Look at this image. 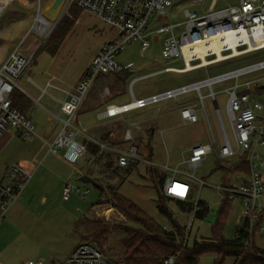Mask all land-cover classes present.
Wrapping results in <instances>:
<instances>
[{
	"label": "rangeland",
	"instance_id": "374dc122",
	"mask_svg": "<svg viewBox=\"0 0 264 264\" xmlns=\"http://www.w3.org/2000/svg\"><path fill=\"white\" fill-rule=\"evenodd\" d=\"M175 1L181 3L182 9L188 7L196 9L199 12H201L202 8H210L214 3V0H204L196 4L183 2V0ZM236 2L237 0H217L215 8L218 9ZM51 3L52 0H43V4L46 7L45 10L49 8ZM37 4L38 0H10L0 15V64L8 56L10 48L12 49L21 43L20 49L23 53L34 54L33 62L28 66L23 77L29 76L38 86L45 87L48 82L56 86L47 87V91L44 93L41 89H38V86H35L37 89L35 96L40 97L35 101L33 112L36 134L40 130V124H36L37 120H42V127H44V123H47L46 127L49 130L51 129L45 119L49 116L50 112L44 107V104L48 101L53 103L52 100H49V95L52 94L57 98L61 97L63 93L56 89L58 86L65 90H73L80 76L90 65L95 52H98L97 50L108 39L109 31H115L114 28L96 15L80 8L74 14L73 8L66 13H63L61 9L62 13L60 12L58 20L52 23L54 26L50 34L41 35L33 30L28 33L31 27H33ZM67 17H73L74 22L57 52L52 54L48 50H42L57 35L59 27H63V21ZM166 19L182 21V13L180 10L172 12ZM161 39L151 37V45L143 54L141 53L140 42L135 41L118 56V60L122 64H131L130 68L134 71L123 84V89L119 93L114 92L111 96V98L117 97L115 101L118 104L131 101L132 92H135L137 96L140 93L147 94L155 90L193 82L210 74L236 69L264 59V49H260L188 72L165 71L166 67H181L183 62L181 59L168 60L162 56ZM158 70L162 71L157 72ZM151 71H155L156 73L134 80L136 76ZM106 76L108 81L117 80L116 76L111 74H106ZM23 77L19 81L24 85L22 81ZM259 77H264V69L249 73L240 80L245 81ZM262 82L264 83V80ZM231 83L230 81L219 82L214 86L225 121H228V119L225 105L226 93L223 89ZM91 89L87 91L86 98ZM253 90L254 95L257 97L261 88L254 87ZM207 92L208 89L204 88L203 93L206 94ZM194 93L196 92H190L175 100L165 101L163 105H158L153 109L147 107L144 109L140 108L139 110L136 109L137 111L133 110L134 112H128L129 114L124 113V118L116 119L115 123H113L115 130L113 135L108 136L107 142L115 143V147L119 148V150L126 149L131 143L137 144L142 156L138 167L131 172H125V168L117 167L115 173L118 176L115 177H110V175L102 172L104 171L102 164L96 156L88 152L77 163H72L65 159L63 148L57 152H48L46 148H41L44 142L37 135L33 139L17 138L15 142L10 144L4 150L2 156L5 157L6 155V160L11 164L21 161L19 157L24 152L25 147L36 145V148H40V151L33 158L36 164L30 179L33 185L32 190L35 193L28 197L24 195V199L20 200L17 216H21L23 220L21 225L18 226V231L11 232L14 229H10L5 235L4 242L0 243L1 252L4 254L1 259L8 264H23L29 260H42L46 264L54 260L56 264H62L67 254L74 249L77 242L81 241V236L87 240L92 239V236L90 237L86 234H89L93 230V226L91 223H88L89 221L83 223L84 218L87 217V219L93 221L98 219L105 225L109 224L110 226L136 224L110 203L96 204L100 194L99 189L92 181L85 182L80 179L88 171L91 172L90 176L93 179L100 182L106 188L103 195L105 199L109 197L107 184L117 187L122 178H124L119 186V191L136 202L159 223L166 226L170 224L169 219L157 209L156 174L162 173L164 177L175 176L176 178L188 180L192 185L190 200L195 201L200 199L206 201L210 207L208 217L198 219L194 216L193 210H182L175 202H171L169 208L177 219L187 227L190 243L194 239L201 240L211 237L218 210L224 200L214 185L230 180L237 182L241 177L246 175L239 172L240 170L232 171L233 164L241 160V158L237 157L228 161H221L214 153H210L204 159L202 165L195 171L190 169L187 163L184 162V159L189 155L190 148L194 144L211 141V129L202 110H200V120L196 123L183 124L179 116L177 117V111L184 102L192 100L195 104L197 103V100H195L196 94ZM84 102L85 97L80 107H83ZM205 106L212 129L218 133L217 114L211 97L205 99ZM161 112L162 114L166 115L168 113L170 115L166 116V122L160 123V128L163 131L161 132L159 129H156L153 134L154 120L150 116L160 114ZM63 116L65 115L63 114ZM76 117L74 121H76ZM131 119L139 121L138 123L141 124L142 129L134 131L133 140H127L126 138L124 139L125 126L129 121L131 122ZM58 122L59 126H62V120L58 119ZM152 149L153 152H150ZM150 153L153 165H151V168L155 167V170H150V164L145 161V158ZM260 153L264 154V147L260 149ZM4 160L3 158L0 159V170L1 162ZM49 164L53 166L52 171L55 172L47 169ZM39 165V170H37ZM113 166H116L115 154ZM228 169H231L230 175L228 174ZM261 172L264 174V168L261 169ZM191 174L207 181V184L201 187L199 180L192 177ZM227 174L229 176H226ZM66 182L89 189V192L85 197L74 191L68 193L65 188ZM261 198L264 202V193ZM231 201V207L222 230L223 236L228 239L235 237V232L242 225L244 219L241 199L236 197ZM123 236V230H112L109 234L108 242L105 248H103L116 261L120 260L122 253L121 239ZM252 241L255 245L264 248V233H254ZM214 257L215 255L212 253H204L201 255L198 264H213ZM234 260L235 257H226L223 264H232Z\"/></svg>",
	"mask_w": 264,
	"mask_h": 264
},
{
	"label": "built area",
	"instance_id": "2783aa9c",
	"mask_svg": "<svg viewBox=\"0 0 264 264\" xmlns=\"http://www.w3.org/2000/svg\"><path fill=\"white\" fill-rule=\"evenodd\" d=\"M10 0H0V15ZM204 0H183L196 4ZM210 8H202L201 12L188 7L181 8V3L175 0H66L63 13L78 7L88 11L115 29L116 35L105 43L93 56L90 65L81 76L77 87L67 91L66 97L60 100L62 127L58 136L49 142L48 150L57 152L63 148L64 157L72 163H77L87 151L86 139L98 143L101 149H109L118 153V165L126 167L131 161L141 159L137 144L131 143L126 149L119 150L88 136L87 128L82 123L74 121L83 99L98 75L120 72L131 67L122 64L118 56L133 42H140L143 54L151 45V37L161 39V54L165 59H181L183 65L166 67L165 71L188 72L200 67L220 63L256 50L264 49V0H237L215 8V2ZM43 0H38L37 12L34 17L32 30L37 34L48 35L53 30L52 23L45 16ZM64 8V9H63ZM180 10L182 21L166 19L170 13ZM62 13V11H61ZM45 21H48L46 24ZM230 34L237 38L227 41ZM217 42L219 50L206 47L204 57L195 52L197 47ZM21 43L13 47L6 59L0 64V137L13 129L22 138L31 139L36 134L33 119L21 109L13 105L11 94L15 87L20 88L19 79L33 62L34 54H25L20 49ZM264 69V59L248 65L230 69L217 74H210L193 82L169 87L144 97H136L132 92V100L123 104H110L100 112V117L117 116L132 110L145 108L169 100L178 99L190 92H196L197 103L187 100L179 108V117L183 124L196 123L200 120V110L211 129L210 142L196 143L190 148L188 157L184 159L194 171L202 165L210 153L221 160H231L245 156L250 172L237 182L230 180L214 185L222 199L233 200L238 197L242 201V225L236 230L235 238H240L242 232L252 236L254 233H264L263 212L264 202V77L241 81L242 77L252 72ZM139 78V77H137ZM135 78L134 80H136ZM29 80H31L29 78ZM133 80V81H134ZM230 81L223 89L226 93V114L228 121L222 116L216 83ZM254 87L261 88L259 98L254 95ZM207 88L208 92L203 93ZM211 97L217 114L219 130L216 133L211 126L205 99ZM261 98V99H260ZM200 102V104H199ZM228 122V123H227ZM141 124L129 122L125 129V138L134 139V131L141 129ZM152 164V160L145 158ZM33 172L23 164L15 162L8 165L0 179V224L6 219L12 205L18 200L30 181ZM192 177L197 178L194 174ZM200 186L207 181L197 178ZM179 184L183 189H175ZM66 191H74L85 197L89 189L67 183ZM164 193L180 200H190L192 185L186 179L167 176L163 184ZM199 200V199H198ZM198 200L192 201L198 208ZM243 230V231H242ZM167 264L174 263V257H169ZM23 264H44L42 260H29ZM62 264H119L103 251L96 243L80 241L65 258Z\"/></svg>",
	"mask_w": 264,
	"mask_h": 264
},
{
	"label": "trees",
	"instance_id": "16d2710c",
	"mask_svg": "<svg viewBox=\"0 0 264 264\" xmlns=\"http://www.w3.org/2000/svg\"><path fill=\"white\" fill-rule=\"evenodd\" d=\"M71 9H73L75 14L78 7H72ZM63 22V27H59L57 35L53 37L42 50H48L52 54L57 52L65 36L71 29L74 18L67 17ZM131 74L132 73L129 72L128 69L113 73L117 78V80H115L116 88H120V85L124 84ZM11 97L13 105L26 113L24 111V105L27 101L25 93L19 87H15ZM107 139V135H102L100 140H97L106 143ZM85 143L87 148L86 152L96 156L102 164L104 170L102 172L106 175H110V177L118 176V174L115 173L116 168L120 167L117 161L119 156L118 153L105 151L108 149H101L100 145L92 140L87 139L85 140ZM107 144L111 147L115 146V143L107 142ZM114 154L116 166H113ZM148 156L150 158L151 153ZM139 162L140 159L131 161L126 167H124L125 172H131L136 169ZM151 165L152 164L149 165L150 170L155 168H151ZM233 165L234 167L232 171L240 170L239 172H242L245 175L250 172L249 166L245 161V156H242L240 162H236ZM221 168L223 169L222 166ZM228 170V174L230 175L231 169ZM85 174L90 177V181H92L99 189L100 194L96 204L108 202L113 207H116L129 220L136 223L134 225L122 224L110 226L109 224L105 225L98 219L93 221L87 219V217L84 218L83 223L89 221L88 223H91L93 226V230L89 234H86L90 237L92 236V239L87 240L80 235L81 241L87 240L94 242L103 251H105L103 248H105L109 234L112 230L121 229L124 231V236L121 239L122 253L120 255V260L116 261L112 258L115 262L119 264H167L165 261L169 257H174V263L172 264H198L202 254L212 253L215 255L213 264H223L225 258L229 256L235 257L232 264H264V248L253 243V235L250 236L242 230L243 232L240 238L234 237L228 239L223 236L222 230L231 207V200H223L218 210L217 219L213 225L212 236L201 240L194 239L190 243L187 227L177 219L173 211L169 208V204L175 202L180 209L188 211L193 210L196 218L205 219L210 212L209 204L206 201L199 199L198 208H195L191 200H188V204L187 200H180L166 195L162 188L166 177H164L162 173L156 174L155 181L157 182L156 186L158 193L156 198L157 209L162 215L169 219L170 224L166 226L159 223L146 210L119 191V186L124 178H122V181L117 187L107 184V193L109 194V197L105 199L103 195L105 194L106 188L90 176V171ZM228 174L226 176H229ZM105 252L107 253V251Z\"/></svg>",
	"mask_w": 264,
	"mask_h": 264
},
{
	"label": "crops",
	"instance_id": "0c3cea01",
	"mask_svg": "<svg viewBox=\"0 0 264 264\" xmlns=\"http://www.w3.org/2000/svg\"><path fill=\"white\" fill-rule=\"evenodd\" d=\"M109 33L110 34L108 36V39L104 42V44L107 43L108 41H110L116 35L115 31H113V32L109 31ZM10 50H11V48H10ZM96 53L97 52H95V54ZM128 70H129V72L134 73V71L131 68H128ZM162 70H160V71L158 70L157 72H161ZM154 73H156V72L155 71H151V72H148L146 74H141L139 76H136L135 78L144 77L145 75L147 76V75H151V74H154ZM107 74L113 75V73H107ZM24 75H22L21 77H23ZM81 76H80V78H81ZM29 78H30L29 76H27L26 78L23 77L22 81H23L24 85L22 84L21 81H19V84H20L19 86H20V89L25 93V95L27 97V101H26V103L24 105V111L28 114V116H30L33 119L35 101H37L40 97L35 96L36 95L35 91H37L36 87L38 85L31 78H30L31 80H29ZM80 78H79V80H80ZM79 80L77 81V84H78ZM77 84H76V87H77ZM52 86L53 85H51V83L48 82L47 86H45V87L38 86V89H41L43 91V93H44V92L47 91V87H52ZM53 87H56V86H53ZM76 87H74L73 90H75ZM123 87H124V85L122 84V85H120V88H116L115 80L114 81H111V80L108 81L106 74L105 75L104 74L98 75L95 78V81L93 82V84L89 88V90L91 88L92 89L89 92L87 98L85 96V102L83 104V107H79V109H78V111L76 113V116H77L76 117V121L82 123V125L87 128L88 136L100 140V137L102 135H107V136L113 135V132L115 130L113 123H115L116 119L124 118L125 114L117 115V116L100 117L99 113L104 111L106 109V107L108 105H110V104H118L117 101H115L117 97H112L111 98V96H112V94L114 92H118L119 93L123 89ZM167 88H169V87H167ZM56 89L63 93L62 96L57 98L56 96L50 94L49 95V100H52L53 103L51 101H48V102H46L44 104V107L46 108V110L48 112H50V114L53 116L52 117L49 114V116L45 118L46 122L49 123V128H51V129L49 130L48 127H46L47 123H44V127H42V124H43L42 120H37L36 124H40V130H38L39 132H37V134H35V136H34V137H36V135H37V136L41 137L42 141L44 142L41 145V148H43V149L46 148V150L48 152H51V150L49 151L47 149V147L50 146L49 142L54 140L58 136V134H59V132L61 130V127H62V126H59L58 119L62 120V118L65 117V116H63V113L61 112L60 100H62V99H64L66 97L67 91H73V90H68V89L65 90V89H63V88H61L59 86ZM164 89H166V88H164ZM164 89H162V90H164ZM157 91H161V89L160 90H155L153 92H149L147 94L140 93L138 96L136 95L135 92H133V95L138 97V98H140V97L147 96V95L152 94V93L157 92ZM40 96H41V94H40ZM123 103H127V102H123ZM123 103H121V104H123ZM163 104L164 103L151 105V106H148L147 108L153 109L156 106L163 105ZM142 109H144V108H142ZM137 110H139V109H137ZM129 113H131V111ZM129 113H126V114H129ZM168 115H170V114L167 113L165 115V114H162V112H161L160 114L158 113V114H154L153 116H150V118L151 119L153 118V120H154L153 121L154 128L152 129V133L153 134H154L156 129H159L161 132L163 131L160 128V123L163 122V121L166 122V120H167L166 116H168ZM178 116H179V109L177 111V117ZM131 121L139 122V121H136V120H133V119H131ZM129 122L126 124L125 129L127 128ZM141 129H139V130H141ZM17 138H22V137L16 131H14L13 129H8L0 137V157L5 159L3 162H1L0 179H2L6 167L11 164V163L8 162V160H6L7 159L6 155H5V157L2 156L3 152L10 144L15 142ZM79 139H81L83 141L87 140L86 136L85 135H81V134L79 135ZM124 139H125V137H124ZM112 147L116 148L115 146H112ZM39 149L40 148H38V147L36 148V145H32L30 147H25L24 152L21 153L20 157H19V159L21 161H18V163L23 164L25 167H27L29 170H31L33 172L35 164H36V163H34L35 160L33 158H35L36 153L40 151ZM152 152H153V149H152ZM147 158H149L148 155H147ZM40 165L37 167V170H39ZM119 168H122V167L120 166ZM47 169L49 171H51V172H55V171H52L53 170V166H51V164L48 165ZM67 182L65 184H67ZM32 188H33L32 181L31 182L29 181L27 186H26V188H25V190L23 191L22 195L18 198V200L9 209V211L7 213V216H6V219L0 224V243L4 242V238H6L5 235L10 229H14V231H11V232L18 231V226L21 225L22 220H23L21 218V216H17L18 212H19L18 207H20V200L24 199V195H25V197H28L30 195H34L35 192H34V190H32ZM263 217H264V215H263ZM263 217H262V220H263ZM11 232H9V233H11ZM70 253L71 252H69V254ZM69 254H67V256ZM3 255L4 254H2L1 249H0V264H8L6 261L1 259L3 257ZM44 264H46V263L44 262ZM49 264H56V263H55L54 260H52Z\"/></svg>",
	"mask_w": 264,
	"mask_h": 264
},
{
	"label": "water",
	"instance_id": "95a60500",
	"mask_svg": "<svg viewBox=\"0 0 264 264\" xmlns=\"http://www.w3.org/2000/svg\"><path fill=\"white\" fill-rule=\"evenodd\" d=\"M66 0H52L51 5L45 10V16L51 22L58 20V16ZM58 22V21H57ZM82 181L89 182L90 177L84 174L81 178Z\"/></svg>",
	"mask_w": 264,
	"mask_h": 264
},
{
	"label": "bare ground",
	"instance_id": "6f19581e",
	"mask_svg": "<svg viewBox=\"0 0 264 264\" xmlns=\"http://www.w3.org/2000/svg\"><path fill=\"white\" fill-rule=\"evenodd\" d=\"M44 22L46 24L48 23V21H45V20H44ZM235 38H237V36L235 34H230L229 37H228V39H227V41H229V42L232 43L233 42V39H235ZM206 47H210V48L212 47L214 49L219 50V47L220 46L218 45L217 42H212V43H209V44L205 45L204 47H197V48H195L194 49L195 52L189 53V55H192V54H196V55L197 54H200L201 56L204 57V53L207 50ZM204 60H206L205 57H204ZM174 188L175 189H183L184 187L183 186H180L179 184H176V185H174Z\"/></svg>",
	"mask_w": 264,
	"mask_h": 264
}]
</instances>
